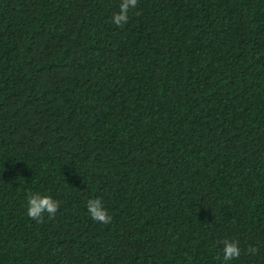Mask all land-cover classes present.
Wrapping results in <instances>:
<instances>
[{"label": "trees", "instance_id": "trees-1", "mask_svg": "<svg viewBox=\"0 0 264 264\" xmlns=\"http://www.w3.org/2000/svg\"><path fill=\"white\" fill-rule=\"evenodd\" d=\"M121 2L0 0V264H264V0Z\"/></svg>", "mask_w": 264, "mask_h": 264}, {"label": "clouds", "instance_id": "clouds-1", "mask_svg": "<svg viewBox=\"0 0 264 264\" xmlns=\"http://www.w3.org/2000/svg\"><path fill=\"white\" fill-rule=\"evenodd\" d=\"M138 3L139 0H122L119 11L113 15L112 22L116 26L126 25L130 20V12L137 8ZM139 14V12L136 13V15ZM60 207V203L51 196L31 192L28 194L27 215L37 223L44 222L45 214L49 218H54ZM87 211L97 223L108 225L113 220V216L109 214L100 198L89 199L87 202ZM222 243L223 260L225 262L240 258L242 250L238 241L225 239ZM256 251L257 249L255 247L248 249L249 253L254 254Z\"/></svg>", "mask_w": 264, "mask_h": 264}]
</instances>
